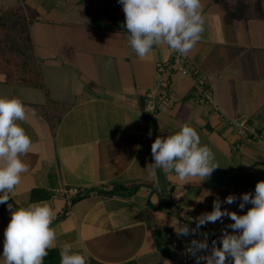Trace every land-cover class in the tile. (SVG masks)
Wrapping results in <instances>:
<instances>
[{
  "label": "crops",
  "instance_id": "obj_1",
  "mask_svg": "<svg viewBox=\"0 0 264 264\" xmlns=\"http://www.w3.org/2000/svg\"><path fill=\"white\" fill-rule=\"evenodd\" d=\"M235 1L201 0L204 32L186 56L213 93L214 113L195 102L192 77L158 73L167 45L144 59L135 54L117 0H0L2 8L34 14L28 35L43 87L7 85L0 74V97L22 101L26 119L17 123L32 140L23 157L28 171L7 204L47 202L56 212L57 244L44 264H59L64 245L86 264H176L170 238L177 220L195 224L217 196L222 210L243 215L252 207L239 209V197L264 181V139L237 140L226 120L264 131V0H242L246 16L232 18L224 4ZM149 93L169 102L145 112ZM183 124L196 129L220 166L200 183L183 185L160 169L150 174L152 143ZM113 185L137 188L129 197L105 196ZM73 189L80 198L68 205ZM231 194L237 201L224 204ZM7 204H0V264ZM231 223L207 224L217 247Z\"/></svg>",
  "mask_w": 264,
  "mask_h": 264
},
{
  "label": "clouds",
  "instance_id": "obj_2",
  "mask_svg": "<svg viewBox=\"0 0 264 264\" xmlns=\"http://www.w3.org/2000/svg\"><path fill=\"white\" fill-rule=\"evenodd\" d=\"M125 14L124 27L129 33V45L135 54L144 59L157 45H167L171 51L187 56L200 41L204 32L201 0H117ZM26 119L25 106L19 98L0 97V204H7L22 174L28 171L23 157L30 153L32 140L17 121ZM153 163L150 174L157 169L165 174L174 173L179 181L199 183L219 168L215 154L201 144L196 129L188 124L166 138L157 137L151 145ZM210 193H208L209 195ZM234 194L223 203L237 201ZM239 209L251 204L246 214L221 208L217 196L211 212L195 218V228L177 220L173 226L178 236L195 237L202 226L223 222L228 217L233 223L222 229L221 247L212 242L209 250L207 235L192 239L187 252L196 264H264V181H258L254 194L243 193ZM10 211V221L4 231L3 264H44L49 251L56 247L57 234L51 227L56 212L47 202L31 203L27 207ZM233 230L230 234L227 229ZM207 253V254H198ZM59 264H86L84 255L72 251L70 245L60 249Z\"/></svg>",
  "mask_w": 264,
  "mask_h": 264
},
{
  "label": "trees",
  "instance_id": "obj_3",
  "mask_svg": "<svg viewBox=\"0 0 264 264\" xmlns=\"http://www.w3.org/2000/svg\"><path fill=\"white\" fill-rule=\"evenodd\" d=\"M227 15L232 18L246 16L249 7L242 0L235 3L224 4ZM34 14L30 10H24L20 5L13 8L0 7V74L4 76V83L29 88H42V82L38 71L37 62L32 52V46L28 35V25L33 20ZM263 132V130H257ZM137 186L126 188L121 185H113L104 192L105 196L129 197ZM34 195V191L33 194ZM49 195H43L38 199H48ZM75 195L70 204L78 200ZM69 204V205H70ZM167 207V206H162ZM192 228L196 224H189ZM199 233L206 234L211 242L215 237L209 234L202 226Z\"/></svg>",
  "mask_w": 264,
  "mask_h": 264
},
{
  "label": "built area",
  "instance_id": "obj_4",
  "mask_svg": "<svg viewBox=\"0 0 264 264\" xmlns=\"http://www.w3.org/2000/svg\"><path fill=\"white\" fill-rule=\"evenodd\" d=\"M175 71L181 74L182 76L192 77L194 85L197 88V97L195 102L201 105L206 106L211 112L217 113L219 112V108L214 100L213 93L210 87L204 82L201 75L196 72L191 62L185 56H181L179 53L173 52L170 50V56L167 62L163 65L158 66L157 71L159 74L166 76L169 71ZM158 101L169 102L167 99L163 97H156L154 94L149 93L147 96V101L145 104V112L152 113L155 110V104ZM229 127H231L234 131V134L237 140H248L253 138L264 139L263 132H258L254 128L248 126L245 120L232 121L226 120ZM77 194L76 190H70L69 195L66 196L67 204H70V200ZM189 226V225H188ZM192 228L191 226H189ZM205 230L208 231L209 234H212L209 231L208 226L204 227ZM203 239L199 233L193 237L189 236H172L171 239V247L173 249V260L176 264H196L195 258L187 252V249L190 245V241L192 239ZM207 241L209 244V250L211 248L212 242L207 236ZM198 254H207V253H198ZM201 264H204L201 261Z\"/></svg>",
  "mask_w": 264,
  "mask_h": 264
},
{
  "label": "water",
  "instance_id": "obj_5",
  "mask_svg": "<svg viewBox=\"0 0 264 264\" xmlns=\"http://www.w3.org/2000/svg\"><path fill=\"white\" fill-rule=\"evenodd\" d=\"M165 231H167V233H169V232H170V230H169V229H167V230H165Z\"/></svg>",
  "mask_w": 264,
  "mask_h": 264
}]
</instances>
